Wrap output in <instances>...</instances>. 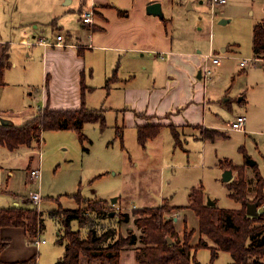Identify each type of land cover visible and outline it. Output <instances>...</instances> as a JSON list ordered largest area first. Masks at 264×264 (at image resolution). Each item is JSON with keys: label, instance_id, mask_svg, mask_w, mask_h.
<instances>
[{"label": "rangeland", "instance_id": "374dc122", "mask_svg": "<svg viewBox=\"0 0 264 264\" xmlns=\"http://www.w3.org/2000/svg\"><path fill=\"white\" fill-rule=\"evenodd\" d=\"M157 1L163 4L165 13L173 18L171 25L176 28L178 36L186 40L185 47L201 51L197 52L196 56L203 58L202 64L205 56L211 51L215 50L223 56L219 67L220 74L213 70L210 78L203 79L206 90H216L214 95L211 94L212 99L222 101L225 95L234 97L237 92L240 93L238 99H243L245 95V100L241 103L229 98L223 99V103L232 104V110L219 106L217 102L215 105L211 102L212 109L217 110L229 121L222 125L221 129H216L217 133H210L216 134L217 137H225L227 134L230 136L214 142L190 139L187 143L181 130H178L181 146L176 144L172 129L161 130L158 136L152 139L154 141L149 140L146 147H143L138 141L136 129L126 128L122 132L121 127L117 126V123H122L121 115L112 109L110 96L107 98L104 90L98 88L87 91L85 97L89 107L103 106L107 109V126L103 127L99 121L87 122L83 128L85 139H81L78 131L74 129L45 130L39 141L31 146L22 145L11 150L0 145V205H13L14 201H20V206L35 207L43 211L42 219L46 222V227L41 237L46 243L39 247L37 264H55L63 251L62 244L57 242V233L59 231V237H62L65 228L58 218L54 220L49 216L52 208H86V200L103 199L107 208L110 212L114 211L115 215L96 221V228L99 234L107 228H114L117 233L115 238H118L119 234L124 236L129 231L142 234V228L137 226L135 219L146 215L135 214L136 211L166 202L172 205L171 201L185 205L189 202L191 189L201 185L207 193L205 200L208 197L217 200L220 207L242 209L243 202L229 195L228 182L223 179L227 169L224 164L227 160L244 167V174L249 181L248 202H253L257 194L256 169L261 172V181L264 182L263 60L252 59L248 66L243 67L245 70L240 66L242 59L254 58L253 29L258 22L264 20V0H228L224 8L221 6L214 9L211 8L210 0ZM122 2L123 5L131 4L130 0ZM79 6L80 0H63L58 5L57 13L61 11L65 18L71 19L72 23L80 28L82 13H79ZM85 9L82 8V11ZM94 10L96 14V7ZM114 12L110 11V14ZM38 13L33 0H0V24L15 35L13 38H18L27 29H36V24L38 31H48V22L54 14ZM94 18L96 20L95 16ZM222 19L229 21L221 23ZM129 25H132L129 21L124 25L111 19L106 32L97 30L93 34L95 43L100 36L104 39L114 38L115 34ZM55 34L50 29L48 37L51 38ZM0 35H3V32ZM82 35L84 38L88 37L87 30H84ZM223 47H228L229 50H223ZM233 50L237 54L230 52ZM41 51V47L32 50L28 44L11 42V59L18 66L10 68L6 80L14 88V98L12 97L9 103L14 107L13 113L10 112L12 120L17 123L21 121L22 115L35 109L38 103H44L46 76ZM102 66L99 65V60H96L93 78H100ZM90 72L88 69L86 74L89 75ZM113 80L114 77L109 84ZM19 92L23 93L27 104L22 101L20 105L19 100L15 99L16 93ZM0 99L5 101L3 105L8 103L2 93ZM2 108L5 109L4 106ZM238 114L247 116L245 132L231 129L235 119H230ZM196 132L201 135L205 130L196 129ZM251 160L257 163L252 165ZM38 165H41L40 182L30 175L31 169ZM10 169L14 174L8 173ZM230 169L234 175L233 179H236L238 170ZM35 190H40L43 196L40 205L29 199ZM112 199L117 200L112 203ZM124 212L130 214L131 220L121 223L119 215ZM167 215L174 219L180 236H183L185 230L183 223L187 224L188 231L197 226L196 214H189L184 208L172 209ZM87 227L82 228L83 237L87 236ZM78 228L79 224L73 222L72 229ZM194 235L196 237L195 232ZM0 241L6 242L0 254L4 262L30 260L37 255L33 239L26 235L23 227H2ZM138 245L141 246L142 243ZM232 260L231 253L227 251H221L213 261L209 248H200L196 253V261L200 264H231ZM29 264H35V261Z\"/></svg>", "mask_w": 264, "mask_h": 264}, {"label": "crops", "instance_id": "0c3cea01", "mask_svg": "<svg viewBox=\"0 0 264 264\" xmlns=\"http://www.w3.org/2000/svg\"><path fill=\"white\" fill-rule=\"evenodd\" d=\"M61 1L63 0H33L39 13L54 14L51 21L48 22L50 24L48 31L45 29L38 31L39 27L36 24V29H27V33H22L18 38H13L15 35L0 24V33L3 32V35H0V58L4 48L7 47L9 48V60L11 62V66L5 71V84L0 85V93L4 95L5 100L8 102L3 105L5 101L0 99V123H2V120H8L13 125L25 124L46 106L51 108L82 107L83 81L86 92L101 88L107 98L110 96L112 109L121 115L122 123H117V126L121 127L122 132L126 128L136 129L137 131L138 125L157 124L162 125L161 130L169 131L171 130V125H174L177 130H181L182 137L188 143L190 139L211 140L204 137L205 133L210 130L218 132L216 129H221L222 125L229 121L220 115L217 110L212 109L210 106L211 102H214V105L217 102L219 106L228 107L232 110V104L223 103V99L229 98L231 101L235 100L239 103L245 100V95L243 99H238L239 92L234 97L225 95L222 101L215 98L212 99V95L216 93V90L213 88L212 90H206L204 78L199 75L204 64H202L203 58L200 56V60L196 53L201 51L193 50V48L189 50L188 47H185L187 46L184 45L186 40L178 36L176 28L171 25L174 22L173 18L165 13L161 2L163 17L149 13L147 10L148 5L153 2H159L157 0H130V5H123L122 0H89V2L80 0V14L82 13V8H87L92 1L97 12L95 14L96 20L94 18L95 24L92 27L81 22L79 23L80 28H78L72 23L71 19L65 18L66 16H63L61 11L57 13L58 5ZM227 3L228 0L225 5ZM110 11H115L116 13L114 12L111 15ZM41 15L43 14L41 13ZM36 17L37 15L34 16V18ZM111 19L124 25L129 21L133 26L129 25L127 28H123L119 33L115 34L114 38L106 37L104 39V37L100 36L98 42L95 43V35L93 36V34L97 30V32L101 33L106 32ZM225 20L226 22L229 21L228 19ZM50 29L56 33L51 38L48 37ZM80 30L83 33L84 30H87L88 37L84 38ZM31 33L33 38H31ZM60 34L63 35L62 41L69 45L52 44L58 41L57 36ZM11 42L22 45L28 44L29 49L32 50L41 47V54L44 60L43 71L46 76L43 105L42 102L38 103L35 109L22 115L21 121L18 123L12 120L11 113H13L14 107L9 103L12 97L14 98V88L6 80V75L10 68L18 66L11 59ZM222 49L229 50L228 47H223ZM235 50L230 52L237 54L236 51L239 50ZM109 52H111V60L108 59ZM96 60H99V65H103V71L99 79L93 78ZM100 61H102L101 64ZM258 61L262 60L258 59ZM261 63L264 67V61ZM221 64L215 65L214 71L219 72ZM88 69L91 71L89 75L86 74ZM113 77V82L107 85V80H111ZM200 81L203 82L201 83ZM15 99L19 100L20 105L22 101L27 104V99L22 92L16 93ZM84 105L90 110L101 111L106 116V108L103 106L99 108L89 107L86 97ZM219 109L221 108L219 107ZM236 117L234 116L230 120H234ZM196 129H203L205 132L199 135ZM229 136L230 134H227L225 137L228 138ZM225 137L216 136L211 141L214 142ZM8 173L12 175L14 171L10 169ZM188 203L179 205L171 201L172 205L178 206H186ZM9 206H20V201H14L13 205L5 207ZM54 209L57 208H52L51 211ZM185 210L189 214L194 213L191 209ZM51 218L57 220L56 217ZM183 224L185 229V223ZM191 228L196 230V237L194 235L191 241L195 245L200 238L199 219L197 220V226ZM25 233L28 235L26 231ZM59 233L58 231V239L60 238ZM62 246L63 251L57 261L64 254L65 247L63 244ZM136 252L137 248L134 246L124 248L120 252L119 264H140L137 260ZM81 264L110 263L100 260L90 261L87 257L82 256Z\"/></svg>", "mask_w": 264, "mask_h": 264}, {"label": "trees", "instance_id": "16d2710c", "mask_svg": "<svg viewBox=\"0 0 264 264\" xmlns=\"http://www.w3.org/2000/svg\"><path fill=\"white\" fill-rule=\"evenodd\" d=\"M253 54L254 57L264 61V20L258 22L253 29ZM9 48L5 47L0 58V85L5 84V71L11 66ZM111 80H107V85ZM82 102L80 108H51L46 106L39 111L32 120L22 125L0 123V144L14 150L22 145L31 146L38 142L45 130L74 129L78 131L81 139H85L83 128L89 121H99L103 127L107 126L104 113L88 109L85 103L86 90L82 81ZM162 125H138L137 137L143 147L149 140L154 139L161 132ZM174 137L179 142V131L171 125ZM119 129L117 130V133ZM215 130L205 133L204 137L214 140ZM123 136V135H122ZM223 165V163H222ZM225 169H237L238 176L228 182L229 195L243 202L242 209L224 208L218 205L217 200L209 203L205 200V190L201 185L193 187L189 192V203L186 206L170 205L168 202L158 206L143 208L135 214L146 216L135 219L137 226L142 228V234L129 231L127 235L119 234L115 238L116 230L107 228L99 234L96 221L110 218L112 215L103 199L86 200L87 207L78 206L74 209H65L62 206L49 212L51 217H56L65 228V234L57 242L63 244L65 251L56 264H81V257L85 256L90 261L100 260L110 264H119L120 252L128 247L137 248L136 257L140 264H200L196 261V253L200 248H210L212 261L221 251L232 255L231 264H264V211L258 215L247 212L249 201V181L246 178L243 166L234 165L226 161ZM256 169V168H255ZM260 171L255 170L257 194L255 201L264 204V182L261 181ZM252 184V182H251ZM76 196V195H75ZM78 200V196H77ZM82 202V201H81ZM80 204V201H79ZM191 209L199 219L198 242L193 245L191 238L195 229L188 231L187 224L183 236H180L173 218L168 217L172 209ZM131 216L128 212L119 215V222H129ZM76 221L80 228L73 230L72 223ZM45 221L38 209L30 206H0V228L5 226L23 227L29 238L37 236L39 227L45 229ZM89 225V226H88ZM88 226V227H87ZM87 227V236H82V228ZM168 238H171L169 242ZM142 243L141 246L138 244ZM6 246L5 241H0V254ZM38 255L30 260L4 262L0 264H29L35 261Z\"/></svg>", "mask_w": 264, "mask_h": 264}, {"label": "built area", "instance_id": "2783aa9c", "mask_svg": "<svg viewBox=\"0 0 264 264\" xmlns=\"http://www.w3.org/2000/svg\"><path fill=\"white\" fill-rule=\"evenodd\" d=\"M226 2H227V0H210V5H211V8L214 9L216 7H221V6L223 7ZM94 7H95V5H94V2L92 1L91 5L88 8H86L84 11H82L81 22L83 24H89L91 26L94 23V16H95ZM57 38H58V41L55 43H52V44L61 45V46L69 45L68 43L62 41L63 35L60 34L57 36ZM222 57L223 56L221 55V53H217L215 51H211L208 55L205 56V61H204V65L202 68V77L203 78H205V79L210 78L212 71L214 70L215 65H218L221 63ZM252 59L255 61L258 58H256V57L244 58L241 60L240 65L242 67H246L250 64ZM246 121H247V116L245 114H239L236 117L235 122H234L233 126L231 127V129L232 130L245 131L246 130ZM30 175L34 180L40 182V180H41V165H38L34 169H31ZM29 197H30L29 198L30 201H32L36 205H40L42 202V199H43V196L40 193V190L33 191L31 196H29ZM38 211H39V213L43 212L41 209H38ZM259 211H264V204L259 206ZM42 233H43V231L39 227L37 236L34 239V244L37 248V254L39 252L40 245L46 243V240L41 237Z\"/></svg>", "mask_w": 264, "mask_h": 264}, {"label": "water", "instance_id": "95a60500", "mask_svg": "<svg viewBox=\"0 0 264 264\" xmlns=\"http://www.w3.org/2000/svg\"><path fill=\"white\" fill-rule=\"evenodd\" d=\"M147 10L149 13H153V14H157L160 15L161 17H163V11H162V6L160 2H153L150 3L147 7ZM220 22L224 23L226 22L225 19H222ZM199 75H202V72H199ZM242 98V97H241ZM2 123H9L8 120H2ZM257 162L255 160H251V164L254 165ZM223 179L226 182H229L233 179V172L231 169H226L224 174H223ZM117 199H112V203H115ZM210 204L213 203L214 201L211 198H208L207 200ZM259 206L260 203L259 201H255V202H247V212L250 215H258L259 212ZM111 214L113 215L114 212L112 211ZM177 219V217H175V220ZM169 242H171V238H168Z\"/></svg>", "mask_w": 264, "mask_h": 264}]
</instances>
